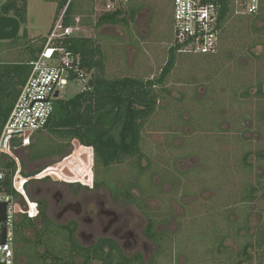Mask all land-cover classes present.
<instances>
[{"label": "rangeland", "instance_id": "rangeland-1", "mask_svg": "<svg viewBox=\"0 0 264 264\" xmlns=\"http://www.w3.org/2000/svg\"><path fill=\"white\" fill-rule=\"evenodd\" d=\"M5 1L0 0V5ZM130 3L142 6L129 27L108 24L99 30L100 34L94 27L81 28L80 32L87 37H94L95 33L104 36L109 75L148 78L160 72L174 40L173 0H97L96 17L110 10L125 9ZM57 8L58 0H27V21L21 25L20 33L27 28L28 38L40 44L57 19ZM226 29L221 41V47L227 51L225 57L211 59L209 55L181 54L167 85L172 96L179 97L184 77L194 73L189 78L199 79L200 72L222 67L229 75H241L240 91L247 89L249 94L240 97L237 90L232 95L229 84L220 81L223 75L215 80L210 96L213 101L221 100L225 104L221 109L223 130L219 131L222 132L187 126L186 131L176 129L169 123L172 116L167 110L158 112L153 122L149 121L143 143L148 158L142 163L146 166L152 160L154 166L149 171H153L150 180L154 186L150 191L152 196L145 198L146 208L116 200L112 192L111 185L131 171L132 161L97 169V180L104 182L94 187V152L90 147V153L85 151L84 145H77V140L57 162L50 158L45 162H29L24 151L18 150L17 156L26 160L27 170L41 168L46 163L47 168L40 172L50 171L44 179L30 181V197L45 199L50 217L55 218L59 210H53V195L63 192L58 190L62 183L74 184L69 189L66 186L65 193L82 205L84 212L91 211L88 216L94 219L96 227L92 231L91 226L80 221L79 232L86 236H93L94 232L95 237L90 238L94 241L103 235L105 224L114 220L111 230L118 229L119 235L132 241V246L127 247L117 240L124 252L128 256L141 253L147 263L154 260L155 264H264V249L256 245L258 233L264 228V20L232 17ZM22 43L25 45L27 41ZM23 53L24 47L17 45L1 52L0 58L11 55L10 59H17ZM236 62L241 65L239 71L235 69ZM207 88L201 83L193 91L182 89L188 96L196 92L200 99L206 96ZM82 90L81 83L72 81L61 98L74 97ZM160 104L170 107L167 98ZM182 115L185 120L190 119L187 112ZM244 160L250 165H245ZM175 166L177 171L172 169ZM177 175L181 178H176ZM145 177H149V172ZM250 188L255 190L254 198L247 197ZM132 193L139 199L142 195L137 185ZM150 216L160 221L157 230L168 231V237L172 238L166 253L159 256L158 243L144 234ZM112 231L106 235H112ZM217 233L218 237L214 238ZM248 241L256 247L248 249L253 258L245 260L240 253Z\"/></svg>", "mask_w": 264, "mask_h": 264}, {"label": "trees", "instance_id": "trees-1", "mask_svg": "<svg viewBox=\"0 0 264 264\" xmlns=\"http://www.w3.org/2000/svg\"><path fill=\"white\" fill-rule=\"evenodd\" d=\"M212 1H217L221 5L220 47L216 54L209 55L211 59H214L219 55L225 57L227 51L221 47V41L224 39L223 36L230 19L242 17L245 20L250 18L264 20V0H261L260 10L255 15L236 14L232 0ZM141 6L130 3L125 9L108 11L96 17L94 0H58L57 18L65 10L66 25L79 24L80 26L98 28L105 24H112L129 27ZM0 14L15 16L20 20L21 25L25 24L27 21V0L3 2L0 5ZM77 18H79V22H77ZM257 30L261 31V29ZM100 37L97 34L94 37H87L81 32H77L66 42L68 48L81 55L83 68L90 74L88 86L74 97L58 98L45 128L34 132L29 146L22 147L18 144L14 149L16 152L22 149L29 162L42 160L45 162V159L48 158L52 162H57L68 153L73 141L78 140L86 148L85 151L90 153L89 147L93 149L94 167L96 168L94 187H99L104 182L97 180V169L132 161L131 171L111 185L112 192L116 200L122 199L126 203H137L140 207L146 208L145 198L152 196L150 191L154 186L150 180L153 171H149L154 166L152 160L149 159V164L146 166L142 163L143 159L148 158V154L143 150V143L144 129L149 121L153 122L152 119L158 112L167 110L172 116L169 122L171 127L175 125L176 129L183 128L184 131L187 126L194 130L206 128L208 132H222L219 131V129L223 130L221 109L225 108V104L221 100L213 101L210 96L213 93L212 87L216 83L215 80L219 78V75H223L225 78L221 76L223 80L219 79L221 82L225 81L229 84L228 89H233L230 91L232 95L236 94L237 90L240 97L249 94V92L247 89L244 92L242 89L240 91L241 75H229L224 71V68L219 67L212 71L200 72L199 79L189 78L194 73L184 77L182 79L184 85L179 87V97L172 96L167 81L176 68L181 55L173 46H170L167 60L156 75L148 78L128 74L111 76L108 74L109 56L104 48L106 43L104 38ZM22 40H26L27 43L21 44ZM45 43L46 37L40 44L29 39L27 28H24L23 33H20L14 40L0 41V53L6 52V49L15 48L17 45L23 46L25 50L23 56L20 58L18 56L17 59H10L11 55L0 58V135L23 85L30 76L32 69L30 63L37 58ZM204 60L206 59L204 58ZM237 62L234 67L239 71L241 65ZM201 83L208 87V92L205 97L200 99L197 98L196 92L188 96L182 89L183 87L188 90L196 89ZM166 98L170 101V107L160 104V101ZM182 112H187L190 119L185 120ZM21 163L22 174L25 177H32L48 166L45 163V166L41 168L27 170L24 158H21ZM169 164L171 165L170 162ZM244 164L250 165L246 160H244ZM0 166L6 174L8 191L14 192L11 182L17 168L16 162L10 157L3 156ZM159 168L163 171L162 167L159 166ZM172 169L177 171L176 166ZM148 172L149 177L143 178ZM177 176L175 177L181 178V176ZM117 184H121V186H116ZM135 185L139 186L141 190L140 199L132 193ZM77 186L81 187L80 184ZM254 192V188H250L247 197L254 198ZM36 200L40 206L39 217L32 218L27 214H21L17 222L16 264H155L154 260L145 262L141 253L128 256L121 245L109 237L101 238L90 246L83 245L77 237V222H55L48 213L47 201L45 199ZM159 222L150 216L144 229V234L159 245L157 256L166 253L168 245L172 242L171 236L167 235L168 231L157 230L156 225ZM216 231L220 232L218 229H215ZM217 237L218 233L214 238ZM167 238L169 239L167 240ZM166 240L167 242L164 243ZM256 241L257 248L264 249V228L258 233ZM205 243L207 241H204ZM256 245L252 241H248L243 245L240 255H244L245 260L252 259L253 256L248 252V249L252 246L256 247Z\"/></svg>", "mask_w": 264, "mask_h": 264}, {"label": "built area", "instance_id": "built-area-1", "mask_svg": "<svg viewBox=\"0 0 264 264\" xmlns=\"http://www.w3.org/2000/svg\"><path fill=\"white\" fill-rule=\"evenodd\" d=\"M232 2L235 13L243 15H255L261 6V0ZM220 7L217 1L212 0H173L174 40L171 46L179 54H216L220 47ZM76 20L79 22V18ZM80 29L79 24L66 25L65 10L60 13L44 47L30 63V76L2 129L0 160L3 156L10 157L17 168L11 182L14 192H9L6 174L0 166V203L6 205L5 222L0 220V264H16V226L20 215L39 217V203L30 197V181L49 176L44 171L25 177L15 145L29 146L34 132L45 128L54 111L55 101L61 98V93L70 82L81 83L83 90L88 86L90 74L83 68L81 55L66 44Z\"/></svg>", "mask_w": 264, "mask_h": 264}, {"label": "flooded vegetation", "instance_id": "flooded-vegetation-1", "mask_svg": "<svg viewBox=\"0 0 264 264\" xmlns=\"http://www.w3.org/2000/svg\"><path fill=\"white\" fill-rule=\"evenodd\" d=\"M57 178V177H56ZM61 186V187H60ZM67 186V189L74 187L75 185H65L62 183V185H59L58 190H62L63 192H56L55 195H53V200H54V206H53V210L58 211L59 213L54 214L55 218H52V220H54L55 222L58 223H69V222H77V224L81 221V222H86L88 226H91V230L92 231H96V227H95V221L94 219H92L90 216V210H86L84 212L82 205H80L77 202H74L72 198H70L68 196L67 193H65L64 188ZM63 188V189H62ZM52 189V188H51ZM49 189V190H51ZM49 190H47V193L50 194ZM88 216V217H87ZM112 221H108L107 224H105L104 228H103V235L99 236L97 239H95L94 241H91V239H93L95 237L94 232H93V236H86L83 234V231L78 230L79 228V224H78V228H77V237L79 239V241L86 246H90L94 243H96L99 239L104 238V237H109L112 239H115L116 241H120L124 243L125 246L127 247H131L132 246V241H127L126 238L124 237L125 235L121 236L118 234V229L112 231L111 228L113 227L112 225ZM107 231H112V235H106ZM90 240V241H89ZM89 241V242H88ZM117 241V242H118Z\"/></svg>", "mask_w": 264, "mask_h": 264}, {"label": "water", "instance_id": "water-1", "mask_svg": "<svg viewBox=\"0 0 264 264\" xmlns=\"http://www.w3.org/2000/svg\"><path fill=\"white\" fill-rule=\"evenodd\" d=\"M20 29L21 22L17 17L0 14V41H11L16 39L20 34ZM56 96H58V93ZM79 144L80 142L77 141V145ZM5 209V203H0V220L3 222H5Z\"/></svg>", "mask_w": 264, "mask_h": 264}, {"label": "crops", "instance_id": "crops-1", "mask_svg": "<svg viewBox=\"0 0 264 264\" xmlns=\"http://www.w3.org/2000/svg\"><path fill=\"white\" fill-rule=\"evenodd\" d=\"M94 2H95V8H96V11H97V0H94ZM106 25H108V24H105V25H103V26H101V27L96 28L97 33L100 34V33H99V32H100L99 30H101V28H103V27L106 26ZM85 27H93V26H81V28H85ZM94 28H95V27H94ZM80 30H81V29H80ZM80 30H79L78 32H80ZM97 33H95V35H96ZM89 37H90V36H89ZM100 38L103 39L104 36L101 35Z\"/></svg>", "mask_w": 264, "mask_h": 264}]
</instances>
